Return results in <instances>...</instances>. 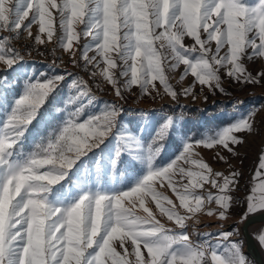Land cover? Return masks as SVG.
Here are the masks:
<instances>
[{
    "label": "snow or ice",
    "instance_id": "1",
    "mask_svg": "<svg viewBox=\"0 0 264 264\" xmlns=\"http://www.w3.org/2000/svg\"><path fill=\"white\" fill-rule=\"evenodd\" d=\"M34 24L38 26L35 34L31 31ZM24 33L34 45L55 40L74 66L93 80L101 77L119 101L113 110L83 122H78L83 112L79 108L46 146L12 163L11 150L6 149H12L23 135L45 98L74 73L26 86L3 133L5 140L10 135L14 139L11 144L0 140V166L6 165L0 176V264H253L243 252L244 241L232 238L250 217L264 214V153L255 174L257 185L240 197L243 173L234 168L227 175L215 171L195 148L222 149L238 158L237 146L246 143L238 134L256 132L255 113L215 137L186 143L172 164L151 171L130 191L85 195L68 207L51 206L45 194L112 132L122 111L119 105L135 88L159 95L158 82L175 99L179 93L170 84L169 73L181 65L185 75L194 78L192 87L184 89L185 95L195 84L224 92L222 77L245 85L264 83V70L253 74L247 64L255 57L264 59V0L255 4L246 0H0V61L9 67L24 58L14 45ZM185 37L191 39L190 44ZM51 51L55 55L56 49ZM71 87L80 88L73 102L94 95L89 81L76 74ZM170 125L171 118L159 135ZM217 155L229 163L228 157ZM41 168L46 170L41 172ZM156 180L175 194L178 205L165 193L156 192ZM130 197H138L133 203L146 216L123 207L122 201ZM149 198L178 231L156 219L145 206ZM241 200L244 211L230 231L203 233L202 241L180 231L189 227L186 221L205 211L228 219ZM251 236L264 251V224ZM221 250L227 254L218 255Z\"/></svg>",
    "mask_w": 264,
    "mask_h": 264
},
{
    "label": "rangeland",
    "instance_id": "2",
    "mask_svg": "<svg viewBox=\"0 0 264 264\" xmlns=\"http://www.w3.org/2000/svg\"><path fill=\"white\" fill-rule=\"evenodd\" d=\"M61 2V0H57ZM248 4H255L256 0H246ZM58 19V17H57ZM79 30V28H78ZM31 31L38 32V26L33 25ZM8 35V33H3ZM187 44L191 43L189 37H185ZM160 42H156L157 46ZM24 56L23 59L9 67L4 61H0V140H5L3 135L5 125L13 114L17 100L25 93L26 86L36 82H45L55 75H63L66 72L74 73L68 75L57 87L45 98L39 107L34 119L26 126L23 135L17 138L16 144L12 145L9 162H22L39 148L46 146L54 134L62 130L71 114L83 107V112L78 122H83L92 116L107 113L116 106L119 98L115 95L111 86L105 83L101 77L91 79L88 72L81 67L74 66L70 57L59 48L55 40L47 45H34L27 39V33L14 42ZM213 49L215 44L212 45ZM37 48H46L47 55L35 54ZM55 48V55L52 49ZM93 55L94 52H90ZM63 60V63H61ZM249 70L255 74L264 70V59L255 57L247 62ZM184 67L181 65L175 71L169 73V82L179 95L173 99L165 92L162 85L157 82L159 95L153 91L151 94L143 93L139 88L127 93V99L119 107L122 111L114 121L112 132L103 139L98 147H93L82 155L72 169L67 171L66 178L60 183L51 186L46 193L47 202L54 207H68L74 205L85 195L94 197L97 193L104 195H116L124 191H130L143 183L151 171L165 168L172 164L183 152L186 143L199 141L201 139L215 137L224 129L232 126L241 119L255 113L254 123L256 132L254 134L239 133L246 143L237 146L239 157H232L222 149H209L197 146L195 151L199 157L207 162L215 171L226 175L234 168L243 173L239 193L245 197L255 187L258 181L255 172L259 165V156L264 153V83L240 84L227 77H222L224 92L219 89H209L195 84L192 92L184 94V89L192 87L194 78L189 73L185 75ZM75 74L89 81L93 93L83 98L73 99L78 96L80 88L71 87ZM164 105L174 107H196L208 110L213 107L215 111L204 114L197 119L192 116H183L178 113L169 115L162 110ZM171 118V125L167 131L160 136L163 125ZM14 136H9L5 142L12 143ZM228 157L229 163L219 159L217 153ZM119 153V155H117ZM6 170L0 166V176ZM41 168L39 171H45ZM178 179V177H174ZM187 182V181H184ZM156 192H163L174 200L178 205V199L168 188H165L159 180L153 182ZM259 195V193H257ZM138 197L126 198L122 201L126 209H135L137 215L146 216L139 204L133 201ZM145 206L149 207L153 215L166 228L177 230L173 221L167 216L161 215L155 203L149 199L145 200ZM211 207L214 210L216 205ZM181 214L184 209L178 208ZM244 211L241 200L235 207L228 219L221 220L218 215L209 216L206 211L198 218L186 221L189 227L180 230L189 232L196 241H202L203 233L231 230L237 223L240 214ZM233 240H243L241 230ZM244 241V240H243ZM114 246H117L113 242ZM119 250V248H118ZM142 251H146L143 250ZM244 254L253 264H256L245 252ZM227 254L223 250L218 255ZM210 258V257H209Z\"/></svg>",
    "mask_w": 264,
    "mask_h": 264
},
{
    "label": "water",
    "instance_id": "3",
    "mask_svg": "<svg viewBox=\"0 0 264 264\" xmlns=\"http://www.w3.org/2000/svg\"><path fill=\"white\" fill-rule=\"evenodd\" d=\"M264 224V214H259L250 217V221L240 226L241 234L245 242V252L256 264H264V251L257 245L256 241L252 239V231Z\"/></svg>",
    "mask_w": 264,
    "mask_h": 264
},
{
    "label": "trees",
    "instance_id": "4",
    "mask_svg": "<svg viewBox=\"0 0 264 264\" xmlns=\"http://www.w3.org/2000/svg\"><path fill=\"white\" fill-rule=\"evenodd\" d=\"M35 54L39 55V56H45L47 55V51L46 48H37L35 50ZM162 110L172 116L177 115L178 113H181V115L183 116H192L195 117L197 119V124H199L200 122V117L204 114H208L211 111H215L216 108H209L208 110H202L200 108H196V107H174V106H170V105H164L162 107Z\"/></svg>",
    "mask_w": 264,
    "mask_h": 264
},
{
    "label": "crops",
    "instance_id": "5",
    "mask_svg": "<svg viewBox=\"0 0 264 264\" xmlns=\"http://www.w3.org/2000/svg\"><path fill=\"white\" fill-rule=\"evenodd\" d=\"M255 172V174H256V171H254Z\"/></svg>",
    "mask_w": 264,
    "mask_h": 264
}]
</instances>
